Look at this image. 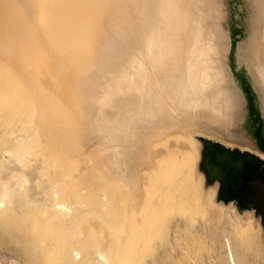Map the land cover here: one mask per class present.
Wrapping results in <instances>:
<instances>
[{
  "label": "bare ground",
  "instance_id": "bare-ground-1",
  "mask_svg": "<svg viewBox=\"0 0 264 264\" xmlns=\"http://www.w3.org/2000/svg\"><path fill=\"white\" fill-rule=\"evenodd\" d=\"M27 86L41 110L63 99L73 118L76 103L71 129L88 134H59V121L47 134L45 117L38 134ZM0 126V223L13 226L26 263L135 264L132 227H145L149 206L156 219L169 206L185 214L183 228L205 214L196 231L222 239L226 264H264V225L228 191L238 187L230 158L196 135L204 127L264 165V0H0ZM74 164L99 186L78 188ZM103 166L126 188L122 207L108 206ZM107 207L122 208L118 221ZM89 217L115 226L112 243L94 238Z\"/></svg>",
  "mask_w": 264,
  "mask_h": 264
},
{
  "label": "rangeland",
  "instance_id": "rangeland-1",
  "mask_svg": "<svg viewBox=\"0 0 264 264\" xmlns=\"http://www.w3.org/2000/svg\"><path fill=\"white\" fill-rule=\"evenodd\" d=\"M31 87V86H30ZM29 87V88H30ZM29 88H28V86H27V91H29ZM34 91H35V89H33ZM32 93H31V92ZM29 91V96H31L32 95V97H29L28 96V94H27V96L29 97V100H28V98H27V102L29 103H31V99L33 98V100L32 101H34V103H33V105H36V102L37 101H39L38 100V98L36 99V97H37V95L35 94V93H33L34 91H32V87H31V90ZM36 92V91H35ZM33 95H35L36 97H34ZM35 99V100H34ZM61 101V102H60ZM65 102V100H63V99H61V100H59V102L58 103H60L61 104V107H60V104H58V103H56L55 105H48V106H44V107H42V109L43 110H41V109H39L40 108V105H39V103L37 102V111L36 112H34V113H32V108H34V106L32 107V108H29L28 109V107H27V109L28 110H30V109H32L31 110V114L33 115L32 117H36V116H38V118L40 119V118H42V120L40 121V123H42V124H46V122L47 123H49L50 125L53 123V125L57 122L58 124H60V126H58L57 125V127H59V128H61L62 126V128H61V130H60V133H59V128H53L52 127V125L50 126V127H52L53 129H51L49 126L47 127V124H46V126L45 127H47L46 129H45V127H44V125H37L38 126V128L37 129H39V131L36 129V132L38 133V134H41V133H43V134H45L46 133V131H48L47 129L48 128H50V131H48L47 132V134H64L65 132H66V134H76V132H77V134H88V132H86V131H83V132H79L78 133V131H76V132H74L75 130H77L76 128H73V130L71 129V123H70V121L69 120H72V119H76L77 118V112H75L76 111V107H77V104H76V106H75V104H74V106H73V118H71L70 117V115H69V112H68V108L67 107H65L66 105L64 104V102ZM66 103V102H65ZM59 105V106H58ZM65 105V106H64ZM36 106H35V108H36ZM58 107V109L56 108V107ZM62 106L64 107L63 109H62ZM47 107V110H45V108ZM52 107V108H51ZM74 107H75V109H74ZM49 109V110H48ZM50 109L54 112V114H53V112L52 111H50ZM61 109H62V111H61ZM67 109V110H66ZM66 112H65V111ZM35 111V110H34ZM40 111V112H39ZM46 111V112H45ZM48 111H50V112H48ZM56 111V112H55ZM28 112V111H27ZM39 112V113H38ZM43 112V113H42ZM62 114H61V113ZM72 112V111H71ZM29 113V115H28V117L29 116H31V114H30V112H28ZM38 113V115H36V114ZM53 114L54 115V122L53 121H51L52 120V117H51V120L50 121H47L49 118V116L47 117V115L48 114ZM57 113V114H56ZM46 114V115H45ZM51 114V115H52ZM43 115V116H42ZM55 115H57V117H55ZM62 118H61V117ZM65 116V117H64ZM70 117V118H68V117ZM47 118L46 120H45V118ZM75 117V118H74ZM31 118V117H30ZM37 118V117H36ZM44 118V119H43ZM57 121H56V120ZM59 119H61V120H59ZM62 119H65L64 121L62 120ZM27 120H30L29 118L27 119ZM46 122H45V121ZM60 123H59V122ZM67 121H69V122H67ZM63 122L65 123V124H63ZM56 123V124H57ZM70 123V124H69ZM48 124V125H49ZM65 126V127H64ZM41 127H43L44 129H40ZM55 127V126H54ZM55 129H56V133L54 132L55 131ZM62 129L64 130L63 132H62ZM201 129V130H200ZM0 130H1V126H0ZM44 130V131H43ZM46 130V131H45ZM51 130L53 131V133H49V132H51ZM58 130V131H57ZM67 130V131H66ZM199 131H200V133L197 131L196 132V135H197V137L200 139L201 137V141L202 142H204V141H211V142H214V140H215V143H217V144H219V145H222L221 143H220V139H219V137L217 136V135H214V140H212V139H208V138H206V136H205V133L207 134V130L206 129H204V127L203 128H201V127H199ZM202 131V132H201ZM36 132H34L35 134H36ZM204 132V133H203ZM33 133V134H34ZM202 133V134H201ZM216 137V138H215ZM206 138V139H205ZM234 146V145H233ZM90 148H91V146H90ZM88 149V150H91L92 151V149L93 148H91V149ZM234 149L233 150H237V149H239L240 150V148H241V146L239 145L238 146V144H235V146L233 147ZM241 152H244V153H247L248 155H250V156H252V157H255V158H257V159H259L260 160V154L259 153H256V152H250V151H241ZM260 164V165H259ZM83 165L84 164H82V165H80L79 164V167L81 166V167H83ZM263 164L261 163V162H255V164H253V163H251V162H249V161H247L245 164H244V166H243V170H241L240 171V176L238 177V183H239V188H232V187H230L229 189H228V191L230 192V193H232L233 194V192H237V194H239L241 197H240V205L243 207V208H251V209H253L254 210V212L260 217V220L262 221V225H264V210L262 209V208H254V207H251V206H248L247 205V202H248V200H251V198L249 197L251 194H252V191L255 189V188H252V187H250V186H247V183H249L248 182V180H250L251 181V183H253V186H256L259 190H262V193H261V198H264V165L262 166ZM77 166V167H76ZM85 166V165H84ZM73 167V166H72ZM76 167V168H75ZM74 168L75 169H73V170H75L74 172L75 173H77V175L78 174H80V171H81V169H78V165H75L74 164ZM106 166H103V168H101V170H102V174L103 175H107V178H109V180H107L106 181V183L104 182V188L107 190V193H108V197H109V204H108V206H109V208L110 207H114V206H112V205H115V207H116V205H118L117 203H119L120 204V200L116 197V196H118L119 197V195H117V194H121V193H118L119 191H120V187H121V191H122V189L124 188V190L123 191H125L126 190V188L122 185L123 184V182L122 181H119V182H121L120 184H119V182L118 181H116V180H119V179H117V178H115L114 180V183L112 184V182H110L113 178L110 176L111 175V173H110V171H109V169L108 168H106L107 169V171H106ZM103 169H105V170H103ZM76 170H80V171H77L76 172ZM83 170H85L86 172V175L84 174L83 175ZM83 170H82V172H81V176L79 175V176H77V178H76V181H77V183L76 184H78V188H81L82 186V189L84 188V189H86L87 190V188H91V187H95V188H97V186H99V185H97V186H95L96 184H97V182H99L98 181V179L96 180V182L94 181V179L93 178H95L94 176V174H92V173H94V172H92V171H89V169H86V166L83 168ZM106 171V172H105ZM91 172V173H90ZM88 173V174H87ZM92 175V176H90V175ZM83 175V176H82ZM94 175V176H93ZM86 176H88L89 178L91 177V179L89 180V178L87 177L86 178ZM110 176V177H109ZM81 179V181L79 182V183H81V182H83V184L84 185H82L81 184V186L79 185V183H78V181L80 180L79 178ZM85 177V178H84ZM83 178V179H82ZM112 178V179H111ZM78 179V180H77ZM85 179H87V180H89V182H87V181H85ZM96 179V178H95ZM147 179V178H146ZM84 180V181H83ZM94 181V184L92 183L93 181ZM87 183L89 184V186L87 185ZM96 183V184H95ZM90 184H91V186H90ZM115 184V185H114ZM118 184V185H117ZM88 187H87V186ZM122 186H123V188H122ZM243 186V187H242ZM87 187V188H86ZM95 188H93V189H88V191H86V192H89V190H92V192L94 191V189ZM118 188H119V191H118ZM235 189V190H234ZM151 190H152V188H151ZM122 191V192H123ZM92 192H89L90 193V195L91 194H93ZM151 192V191H150ZM153 192V191H152ZM152 192L150 193V194H152ZM84 195H86V194H84ZM89 195V194H88ZM153 196V195H152ZM83 197V196H82ZM89 197V196H88ZM91 197V196H90ZM149 197L150 198H152L151 197V195H149ZM84 198H85V196H84ZM116 198L119 200V201H117L116 200ZM119 198H121V197H119ZM79 199H81V197L79 198ZM92 199H93V197H92ZM111 199V200H110ZM235 199V198H234ZM85 201V199H83L82 198V200L81 201ZM88 199L86 198V201H87ZM83 201V202H84ZM111 201V202H110ZM117 203H116V202ZM92 202V201H91ZM115 202V203H114ZM87 203L88 204H90V201L88 202L87 201ZM108 203V202H107ZM113 203V204H112ZM122 203V202H121ZM112 204V205H111ZM124 204V203H123ZM121 205V204H120ZM120 207V206H119ZM119 207L117 208V211H115V209L116 208H114V210L113 211H115V214H113L114 212L112 211V209L113 208H111V210H108L109 208L107 207V210H105L106 211V213H108V215L107 216H110V214L112 215V220H114V219H117L118 217L120 218V215H122L121 214V212H120V210L122 211V208H120L119 209ZM121 207H122V205H121ZM152 208H154V207H152V206H149V208L147 209V211H146V213H145V216L146 217H144V219H145V223L143 222V216H142V218H141V221H142V223L144 224V226L145 227H142L143 225L141 224V222L140 223H138V225H140V226H138L137 225V223H135L136 221L134 220V219H132L131 218V220L132 221H134V223H135V225H134V227H132L133 228V232H135V230L137 231L136 232V234L135 233H133V234H135V236H132L131 235V238L132 239H134V237L136 238V240L137 241H135V243H133V244H135L134 246L135 247H137V252H136V250H135V252H136V254H135V257L134 256H132V255H134V254H129V253H127V254H129L130 255V257L132 256L133 258H137V257H139V255L141 256L140 257V259L139 258H137V260L139 259V261H137V262H135V264H226L225 263V257H224V255L223 254H219V251H223L224 250V247H223V242H222V239H220V240H218V241H216V242H214V243H212L211 242V235H215L216 233H214V231H212L213 233H211L210 232V230L206 227V229H204V230H201L200 232L199 231H196V229H198V228H202V219H203V216H205V214L204 213H202V212H200V211H197L196 213H195V217H196V221H195V223L192 225V224H189V223H187L186 225H184V228H183V224H182V222L180 221V220H182V217H183V215H185L182 211L180 212L179 210H176L178 207H169V206H166V207H164L162 210H161V212L159 213V216H160V218L158 219H156V216H157V214H155L156 212L154 211V209H152ZM181 210H183V209H181ZM150 211V212H149ZM117 212V213H116ZM152 212V213H151ZM153 212H155V213H153ZM119 213V214H118ZM147 214H148V216H147ZM151 214V218H152V216L154 215L155 217H154V219L152 220L151 218H150V215ZM179 214L180 215H182V216H179ZM106 215H105V217H106ZM117 215V216H116ZM111 217V216H110ZM117 217V218H116ZM90 218H92V217H89V221H91L92 219H94V218H92L91 220H90ZM108 218V217H107ZM87 219V218H86ZM151 219V221H149ZM88 220V219H87ZM110 220V218H108V221ZM112 220H110L109 222H113ZM119 219H117V221H118ZM131 220L129 219V221H130V223L129 224H131L132 222H131ZM89 221H88V223H86L87 224V230L85 229V231L83 232V229H82V233H83V235H87L88 234V228H90V226L92 225L91 223H93V226L92 227H94V229H92L93 230V236H94V238L95 239H97V238H100V239H102V237H103V239H106V240H108V242H109V239H110V241H111V239H112V237L111 236H108L109 234L111 235V233L114 231V227L112 228V230L111 229H108V226L109 225H107V228H106V226L103 224L104 222L102 221V225H101V222L99 223L98 221H97V225H99V226H97V225H94V224H96V222H95V219L93 220V221H91V223H89ZM116 221V222H117ZM129 221H127V222H129ZM147 221V222H146ZM178 221H180L181 222V224L182 225H177V223H178ZM95 222V223H94ZM116 222H114V223H116ZM149 222V223H148ZM134 223H132V224H134ZM88 224H90L89 225V227H88ZM131 224V225H132ZM151 224V225H150ZM85 225V224H84ZM138 226V230L136 229L137 228V226ZM117 226V225H116ZM136 226V227H135ZM12 227L13 226H11L10 227V229H9V225H8V222H5V223H0V260H1V262H3L2 264H7L6 262H7V260H8V258H10V257H18V258H20V259H18L19 261H20V264H47V261H42V262H33V261H29V260H27V263H26V251H24L23 249H22V245L20 244V242L19 241H17V239H14L12 236H11V229H12ZM86 227V226H85ZM91 227V228H92ZM96 227V228H95ZM105 227V228H104ZM119 227V226H118ZM146 228V229H142V228ZM181 228L180 230H179V232L178 233H180L181 235L180 236H176L175 235V233H176V228ZM90 228V229H91ZM97 228H99V230H97ZM117 228V227H116ZM134 228H135V230H134ZM62 229V228H61ZM90 229H89V231H90ZM104 229H107V231H108V233H107V231H106V234H104L105 233V231H104ZM121 228H119V230H120ZM142 229V230H141ZM58 230V229H57ZM91 230V231H92ZM101 230V231H100ZM117 230H118V228H117ZM116 229H115V231H117ZM118 230V231H119ZM191 230H195V232H191ZM95 231H99V232H96V233H99V234H96L95 233ZM104 231V232H103ZM110 231V232H109ZM112 231V232H111ZM146 231V232H145ZM62 232H63V234L61 233V237H64V232H65V230H62ZM86 232V233H85ZM102 232H103V234H102ZM114 233V235H115V232H113ZM117 233V232H116ZM95 234H96V236H95ZM102 234V235H101ZM63 235V236H62ZM92 232H91V234H90V232H89V237H88V239H86L88 242H90V237L91 238H93L92 236ZM106 235V237L107 238H105L104 236ZM263 235H264V233H263ZM263 235H261V234H259L258 235V239L259 240H262V238L264 239V236ZM97 236H99V237H97ZM101 236V237H100ZM87 237V236H86ZM97 237V238H96ZM93 238V239H94ZM93 239H92V242H91V244L93 245L94 243V247L95 246H97V247H99V245L100 244H102V241L99 239V242H100V244L99 245H96L97 243H99V242H95V241H93ZM94 239V240H95ZM114 239V238H113ZM131 239V240H132ZM106 240H105V243H106ZM113 241V240H112ZM112 241L110 242V243H112ZM130 242H133V240L132 241H129V243ZM103 243H104V240H103ZM128 243V244H129ZM107 245H109L108 243H106ZM132 244V245H133ZM102 245H104V244H102ZM101 245V246H102ZM124 245H127V244H124ZM131 245V244H130ZM130 245H129V247H130ZM100 246V247H101ZM103 247V246H102ZM104 247H108V246H106V245H104ZM124 247H126V246H124ZM124 247H122V249L124 248ZM133 247V246H132ZM132 247L130 248V250L132 249ZM134 247V248H135ZM138 247H139V249H140V252L138 253V251H139V249H138ZM126 248H128V247H126ZM126 248H124L125 249V251L127 250ZM134 248H133V253H135L134 252ZM123 249V250H124ZM129 250V249H128ZM123 252V251H122ZM127 252V251H126ZM125 252V253H126ZM131 253V252H130ZM138 253V254H137ZM123 255H124V253H122ZM121 254V255H122ZM122 255V256H123ZM128 255V256H129ZM136 255H138L137 257H136ZM122 256H120V258L118 259L119 260V262H122V260L123 261H127V259H125V257L123 258ZM127 256V255H126ZM129 257V258H130ZM125 259V260H124ZM130 259H132V258H130ZM130 259H128V261L130 260ZM195 259V260H194ZM117 260V261H118ZM130 261H132V263L135 261V259H133V260H130ZM129 261V262H130ZM56 263V262H55ZM55 263H53V264H55ZM131 263V264H132ZM48 264H52V263H48ZM60 264V263H59ZM255 264H262V263H255Z\"/></svg>",
  "mask_w": 264,
  "mask_h": 264
},
{
  "label": "water",
  "instance_id": "water-1",
  "mask_svg": "<svg viewBox=\"0 0 264 264\" xmlns=\"http://www.w3.org/2000/svg\"><path fill=\"white\" fill-rule=\"evenodd\" d=\"M204 144L206 147L211 146L219 150L220 153L223 154V157H225V159L228 160L230 158L232 167L234 169L233 171L237 173L238 175L237 177L240 176V171L243 170V166L247 161L253 164H255V162L260 161L259 159L248 155L247 153L240 152L239 150L228 149L223 147L222 145H219L211 141H204ZM263 206H264V202H263Z\"/></svg>",
  "mask_w": 264,
  "mask_h": 264
},
{
  "label": "flooded vegetation",
  "instance_id": "flooded-vegetation-1",
  "mask_svg": "<svg viewBox=\"0 0 264 264\" xmlns=\"http://www.w3.org/2000/svg\"><path fill=\"white\" fill-rule=\"evenodd\" d=\"M248 182L249 183H247V186H250L255 189L252 191V194L249 196L251 200H248L247 205L254 208H262L264 210V206H263L264 198H261L262 190H259L256 186H253V183H251L250 180H248ZM237 186H238L237 188H239V183L237 184ZM231 195L233 196V198L235 199L238 198V200L240 201L241 196L237 194V192H233V194L231 193Z\"/></svg>",
  "mask_w": 264,
  "mask_h": 264
}]
</instances>
